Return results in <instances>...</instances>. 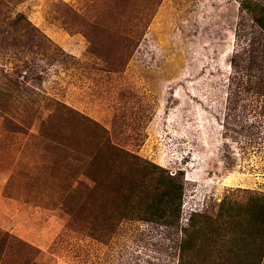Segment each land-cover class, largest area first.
Here are the masks:
<instances>
[{"label": "rangeland", "instance_id": "rangeland-1", "mask_svg": "<svg viewBox=\"0 0 264 264\" xmlns=\"http://www.w3.org/2000/svg\"><path fill=\"white\" fill-rule=\"evenodd\" d=\"M255 5L264 0H0L69 54L58 74L34 83L33 111L0 95V231L37 251L5 244L0 264H178L179 225L120 220L99 240L84 221L69 228L72 203L64 204L79 180L45 166L61 147L42 134L54 99L107 128L115 144L180 173L179 224L202 213L226 227L214 231L218 245L235 247L225 264L239 261L238 245L258 244L262 253L243 258L264 264V83L245 88L231 65L251 37L263 41L245 7ZM259 64L242 72L252 79ZM17 84L28 101L30 86ZM106 196L97 190L93 212L113 218ZM252 203L263 206L251 217Z\"/></svg>", "mask_w": 264, "mask_h": 264}, {"label": "trees", "instance_id": "trees-1", "mask_svg": "<svg viewBox=\"0 0 264 264\" xmlns=\"http://www.w3.org/2000/svg\"><path fill=\"white\" fill-rule=\"evenodd\" d=\"M245 7L253 14L263 41L259 37L256 39L251 37L241 50L232 55L231 65L234 67L232 77L243 82V76H246L245 88H249L253 80L256 84L259 80L264 83V71L255 74L257 80L254 74L252 79H248V73L242 72L251 67H260L259 62L264 63V7L257 5L253 8ZM74 15L78 16V13ZM78 26L87 24L81 22ZM259 47L263 49L261 55L257 54ZM244 53L245 56H242ZM0 55L4 57V62L0 65V84L3 85L0 95L6 97L7 101L22 102L28 111H33L28 102L33 95L32 90L37 89L34 83H41L50 72L58 74L64 68L61 59L68 57L69 54L41 33L23 12L12 15L0 6ZM237 57H242L244 63L236 62L239 59ZM7 64L9 69L6 67ZM18 82L30 86H24V90L29 94L28 101L24 99L25 96L23 99L19 98L18 90H14ZM54 101L57 106L42 123V128L45 129V126L47 130L42 134L49 144H58L61 147L57 148L51 160L46 161L45 166L59 175L65 173L79 180L77 181L79 188L73 189L71 193L74 196H68L74 198L64 204L68 206L72 203L67 211L72 217L69 221L71 230H76L79 220L84 221L88 225L92 239L99 240L120 220L141 221L167 229L179 225L180 235L174 239L178 248V264H225V261L232 259L229 254L235 247L226 246L227 244L218 245L219 239L214 234V231L219 233L226 227L216 225L207 215H199L202 213L192 215L185 226L179 224L184 195V179L180 173H170L167 169L115 144L107 128L63 101L57 99ZM39 102L38 99L36 107ZM0 111L4 112L1 98ZM101 189L107 192L104 201L111 203L108 208L114 211L112 214L114 219L110 215L93 212L100 200L96 198L97 190ZM69 192L70 190H66V193ZM80 196H84L85 200H79ZM255 204L252 203L250 207L251 217L263 206ZM102 212L101 210V214ZM262 231L260 230L263 235ZM235 232L238 234L237 229ZM244 233L246 231L241 234ZM15 241L29 248L31 256H34L32 252L36 251V248L0 231V251L5 244L13 245L17 251ZM257 246H250L251 249L248 250L246 249L248 245H238L239 261L235 264H255L253 260L246 262L243 256L254 255L255 252L262 253L263 249L259 244ZM240 249H244V252H240ZM18 264L37 262L35 258L29 261L20 257Z\"/></svg>", "mask_w": 264, "mask_h": 264}]
</instances>
